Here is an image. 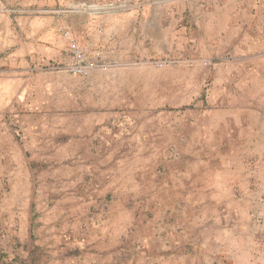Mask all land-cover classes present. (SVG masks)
Segmentation results:
<instances>
[{
    "label": "crops",
    "instance_id": "crops-1",
    "mask_svg": "<svg viewBox=\"0 0 264 264\" xmlns=\"http://www.w3.org/2000/svg\"><path fill=\"white\" fill-rule=\"evenodd\" d=\"M148 2L82 39L113 49L93 68L0 112L20 264H264V0Z\"/></svg>",
    "mask_w": 264,
    "mask_h": 264
},
{
    "label": "rangeland",
    "instance_id": "rangeland-1",
    "mask_svg": "<svg viewBox=\"0 0 264 264\" xmlns=\"http://www.w3.org/2000/svg\"><path fill=\"white\" fill-rule=\"evenodd\" d=\"M146 5L147 0H61L46 10L28 13L24 0H0V112L17 107L20 101L49 100L53 96L49 94L50 84L56 83V73L81 75L93 68V59L88 58L90 52L99 57L100 52L111 53L113 49L89 51L81 44L82 39L97 36L117 16ZM83 27L87 32H83ZM27 28L31 30L26 31ZM57 39L67 45L66 53L72 63L66 67L54 61L62 50L53 45ZM24 43L33 44L34 48L16 52ZM75 68L82 72H75ZM29 89L37 90V94L27 93ZM54 96L55 101L66 100V96ZM9 212L14 211L0 207V264H20L19 244L14 235L19 226L12 216L10 220Z\"/></svg>",
    "mask_w": 264,
    "mask_h": 264
},
{
    "label": "built area",
    "instance_id": "built-area-1",
    "mask_svg": "<svg viewBox=\"0 0 264 264\" xmlns=\"http://www.w3.org/2000/svg\"><path fill=\"white\" fill-rule=\"evenodd\" d=\"M74 71H75V72H78V73H81V72H82V69H80V68H75Z\"/></svg>",
    "mask_w": 264,
    "mask_h": 264
}]
</instances>
